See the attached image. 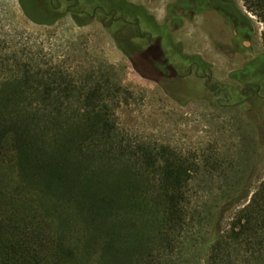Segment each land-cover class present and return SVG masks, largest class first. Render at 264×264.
<instances>
[{"label":"trees","instance_id":"1","mask_svg":"<svg viewBox=\"0 0 264 264\" xmlns=\"http://www.w3.org/2000/svg\"><path fill=\"white\" fill-rule=\"evenodd\" d=\"M230 1L236 14L228 18L237 31L245 29L239 21L252 27ZM242 1L262 23L264 43V0ZM114 2L80 0L83 7ZM217 10L225 12L220 5ZM145 13L156 28L168 29L146 8ZM187 57L210 66L197 55ZM37 60L0 56V87L7 95L19 94L13 87L20 83H35L40 88L35 92L44 96L29 105L4 93L0 99V170L13 176L10 183L0 182V264H188L190 251L200 255L201 264H264V178L225 228L221 219L231 202L213 216L207 232L195 234L190 182L199 167L166 146L125 143L105 110L109 105L99 85L80 92L79 120L69 128L74 111L67 101L50 99L56 88L67 98L69 80ZM75 152L105 163L120 159L124 167L106 164L108 173H100L72 158ZM6 153L9 159L3 158ZM127 170L143 178H110H122ZM151 174L158 176L144 178Z\"/></svg>","mask_w":264,"mask_h":264},{"label":"rangeland","instance_id":"2","mask_svg":"<svg viewBox=\"0 0 264 264\" xmlns=\"http://www.w3.org/2000/svg\"><path fill=\"white\" fill-rule=\"evenodd\" d=\"M130 1L143 4L159 24L170 27L174 43L181 45L185 55H197L209 63L212 77L221 85L240 88L229 77L230 71L240 69L245 57L264 53L262 23L246 9L242 0L234 1L254 28L249 46L241 43V34L235 36L230 25L224 23L216 12L211 19L212 28L207 27L203 15H196L191 20L184 19L182 25L174 29L175 14L166 5H172L175 0ZM68 4L62 0L61 12L55 15L45 14L36 7L28 13L18 0H0V56H34L40 63L46 62L63 73L62 76L69 80L71 91L65 98L56 88L55 95L50 99L67 101L74 111L68 121L71 122L69 128L79 120L76 111L81 103L80 92L95 85L101 86L104 101L109 105L105 110L113 116L119 138L125 143L133 147L143 142L150 146H166L187 159L188 163L199 167L190 182L194 198L193 232L200 231L201 235L207 232L213 223V216L231 202L221 219V226L225 228L232 215L249 201L264 178V94L253 106L257 111H251L249 116L238 107L215 109L204 100L193 98L185 102L177 99L157 80L160 77L157 78L151 68L143 67L125 44L114 40L99 21L93 20L83 27L75 24L65 11ZM123 24L119 22L115 26ZM238 24L244 27L241 21ZM234 39L238 46L233 44ZM118 43L121 48L117 47ZM146 56L148 60L156 59L158 51L152 48ZM191 84L195 82L191 81ZM185 85H190L189 81H179L172 87L192 91ZM13 88L19 94L7 95L6 90L0 87V99L5 94L10 96V100L12 97V100L25 101L29 105L42 101L44 97L35 92L40 89L35 83H20ZM115 88L118 92L112 96ZM109 91L111 94H108ZM238 99L233 97L228 103L233 104ZM9 155L6 153L3 158L9 159ZM72 158L98 168L100 173H108L106 164L124 167V161L120 159L105 163L97 158H84L76 152ZM157 176L151 174L144 178ZM110 178L122 181L143 177L128 171L122 178L112 174ZM12 179L10 171L0 170V182L10 183ZM146 191L149 193L150 187L146 186ZM72 232L75 233V229ZM191 253L194 254L192 258ZM186 260L188 264H201L200 255L194 251L186 255Z\"/></svg>","mask_w":264,"mask_h":264},{"label":"flooded vegetation","instance_id":"3","mask_svg":"<svg viewBox=\"0 0 264 264\" xmlns=\"http://www.w3.org/2000/svg\"><path fill=\"white\" fill-rule=\"evenodd\" d=\"M65 1L70 3L66 6L65 11L75 24L83 27L93 20L99 21L114 40L125 44V47L130 50L129 53L137 57L143 67L151 68L157 78L160 77L157 80L177 99L185 102L193 98L204 100L211 103L215 109L238 107L245 110L248 116L251 111H257L253 106L257 99L264 94V53L253 54L250 58L245 57V63L240 69L230 71L229 77L240 85V88L236 89L217 83L212 77L211 66L196 57H187L183 53L181 45L170 39V27H167L168 29L166 27L156 28L151 18L145 13L146 6L143 4L130 2V0H115L110 7H83L80 0ZM18 2L20 5L34 6L44 13L52 12L55 15L61 12L62 7V0H38V2L37 0H18ZM217 5H220L225 12L218 11ZM166 7H172L174 13L178 15L172 23L174 29L179 28L184 19L191 20L196 15H203L207 27L212 28L211 19L216 12L224 23L230 25L235 36L239 34L238 28L234 27L235 24L228 18V16L236 14L230 0H175L172 5L167 4ZM55 15L53 16L57 18ZM168 17L166 15V20ZM118 21L123 22L126 26L121 27L114 34L115 23ZM244 26V31L240 33L241 43L249 46L254 28L248 24ZM232 42L238 46L235 39ZM117 47H120L119 43ZM152 48L158 51V57L148 60L146 53ZM129 53L124 52L127 56ZM151 79L155 80V78ZM184 80L190 83V85H185V88L192 91L188 92L172 87L173 84ZM191 81H194L195 84L192 85ZM233 97L239 99L237 102L229 104V100Z\"/></svg>","mask_w":264,"mask_h":264}]
</instances>
